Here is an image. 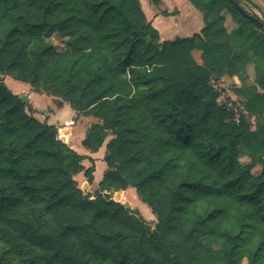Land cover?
<instances>
[{"label": "trees", "instance_id": "trees-1", "mask_svg": "<svg viewBox=\"0 0 264 264\" xmlns=\"http://www.w3.org/2000/svg\"><path fill=\"white\" fill-rule=\"evenodd\" d=\"M187 1L200 32L160 41L139 0H0V264H264V124L236 121L209 83L252 63L253 84L234 93L264 114V30L229 0ZM2 77L101 121L82 141L95 153L110 137L99 190L133 188L154 231L108 195L82 194L73 178L92 183L91 159Z\"/></svg>", "mask_w": 264, "mask_h": 264}, {"label": "rangeland", "instance_id": "rangeland-1", "mask_svg": "<svg viewBox=\"0 0 264 264\" xmlns=\"http://www.w3.org/2000/svg\"><path fill=\"white\" fill-rule=\"evenodd\" d=\"M151 1L154 2V0H141V10L143 13L147 15H148V11H150L152 8ZM159 1L162 3V7L164 8L168 7L166 0H159ZM238 1H239L240 6L247 13H249L250 15H254L260 21L264 22L263 15L260 12H258L257 8L252 3H250V1L248 0H238ZM184 2L186 3L187 1H184ZM178 6L181 7L180 3L178 4ZM169 8L171 9V7ZM223 15L225 18V24H224L225 28L227 29V31L233 30L235 28V24L233 23L230 14L227 12H224ZM180 37H187V36H180ZM175 39L176 38H173L172 40H175ZM172 40H169V41H172ZM49 43L58 52H62L65 49V39H61L57 35L52 36L49 39ZM192 55L195 61L197 63H200L199 53L193 52ZM249 57L251 60H253V57L251 55H249ZM254 79H255V67L252 63H249L246 66V69L244 72L239 71L237 73V76L233 78H229V77L221 76V75L218 76L214 74H212L209 78L210 85L214 88V90L216 91L218 95V103L223 104L224 106H226V108L231 110L233 113V116L236 119H240V118L246 119L250 123L252 130H255L256 128H260L264 124V114L252 115V114L247 113L246 110L244 109L242 98H240V96L234 93V88H238L239 86H241V83L244 81L248 85L253 84ZM2 80L5 86L11 91L12 89L8 86L9 84H8L7 79L5 77H2ZM21 95H24V94L22 93ZM17 96H19V94ZM52 100L54 104L55 98H53ZM56 100H59L60 102L65 103L60 99H56ZM41 102L44 105H42L40 108H42L41 110H45L46 113L40 114L39 111L32 109V112L29 115L35 118L36 120H38L39 122H44V121L47 122V118H48L47 114L51 113V110H49V107H48V105L50 104H49V101H47V99H42ZM25 103L31 106L28 99L26 100ZM53 108H57L55 104L53 105ZM69 112H70V109L67 104V108H65L62 111V115H63L62 117L64 119L62 120V123L57 126L58 129H63V130L62 131L57 130V132L60 135V138L63 140H66L67 142L66 144L70 147V144H68L70 129H72L73 134L75 132L79 134L84 130V139H85L90 126L94 124H101V121H99L98 119L92 116H83L80 113L76 114L74 111H73L74 113L72 112L73 115H69L70 114ZM109 139L110 137H107L104 143L98 149V150H103L102 157L98 159L100 160L102 159L101 162L103 166H105L104 168H106V164L104 163L103 158L106 152L105 151L106 143L109 141ZM85 158H88V157H85ZM240 162L241 163L248 162L247 157L245 156L242 157L240 159ZM82 164H83L82 166L84 169L91 168V167L93 168V174H92L93 181L91 184L87 183V180L86 178H84L82 171L77 173L73 178L75 182L77 183L78 188L81 190L84 196H87L89 200H92L94 196L97 194H100L103 197L108 195L110 200L119 203L124 208L127 206L130 207L129 209H126V210L130 211L137 218L141 219L151 232L155 230V225H156L155 217L151 213L150 208L140 200V198L138 197V195L136 194L133 188H128L125 191H117V192H121L122 197H124L126 204H122L120 202L121 200L115 196L117 192L110 194L107 192H100L99 190L100 181L102 180L104 174L106 173L107 168L102 171L100 164H98L97 167L95 168L94 161L89 160V159L82 161ZM258 172H259V167H255L252 170V173L254 175H256ZM203 209L204 207L202 205H199L198 213L202 214ZM242 264H246V262L244 261Z\"/></svg>", "mask_w": 264, "mask_h": 264}, {"label": "crops", "instance_id": "crops-1", "mask_svg": "<svg viewBox=\"0 0 264 264\" xmlns=\"http://www.w3.org/2000/svg\"><path fill=\"white\" fill-rule=\"evenodd\" d=\"M187 0H166L168 7H162V3L159 0L151 1L152 8L148 11V15L144 13L147 21L151 23V26L157 31L160 41H169L173 38H185L180 36L190 37L193 34H197L203 27L202 16L196 11ZM252 3L264 17V0H248ZM141 7V0H139ZM180 3V6L178 4ZM189 3V4H188ZM171 7V9L169 8ZM8 81V86L12 89V93L19 96L23 93L29 100L32 109L40 111L42 105L41 100L47 99L49 101L48 107L51 113L47 114V124L53 125L57 128L64 119L62 111L67 108V104L62 103L61 108H53V98L39 95L31 91L30 87L26 84L17 82L9 77H5ZM70 109V108H69ZM70 109V114H72ZM74 113V112H73ZM45 119V118H44ZM58 129V128H57ZM84 139V130L77 134H73L72 129L69 130V142L70 148L77 154L88 157L94 161L95 168L100 164L102 171L106 168L102 164L103 150H98L95 153L88 152L83 146L82 141ZM100 151V152H99ZM88 160V159H84ZM83 160V161H84ZM83 165V164H82Z\"/></svg>", "mask_w": 264, "mask_h": 264}, {"label": "water", "instance_id": "water-1", "mask_svg": "<svg viewBox=\"0 0 264 264\" xmlns=\"http://www.w3.org/2000/svg\"><path fill=\"white\" fill-rule=\"evenodd\" d=\"M230 4L234 7V9L241 14V16H243L244 18L250 20L253 24H255L256 26H258L259 28L264 30V23L260 20L255 19L254 17H252L251 15L247 14L234 0H229ZM20 101L22 102H26L27 98L25 95H21L19 96ZM40 114H45V110H40L39 111ZM120 192H117L115 194L116 197L119 196ZM130 207H125V209H129Z\"/></svg>", "mask_w": 264, "mask_h": 264}, {"label": "bare ground", "instance_id": "bare-ground-1", "mask_svg": "<svg viewBox=\"0 0 264 264\" xmlns=\"http://www.w3.org/2000/svg\"><path fill=\"white\" fill-rule=\"evenodd\" d=\"M58 130H59V131H62L63 129H58ZM117 198L121 200L120 202H121L122 204H126V203H125V200H124V197H122V193H121V192L119 193V196H118Z\"/></svg>", "mask_w": 264, "mask_h": 264}, {"label": "built area", "instance_id": "built-area-1", "mask_svg": "<svg viewBox=\"0 0 264 264\" xmlns=\"http://www.w3.org/2000/svg\"><path fill=\"white\" fill-rule=\"evenodd\" d=\"M213 88V87H212ZM214 89V88H213ZM217 103H218V99H217ZM218 104H220V103H218ZM234 119L237 121L238 119H236L235 117H234Z\"/></svg>", "mask_w": 264, "mask_h": 264}]
</instances>
